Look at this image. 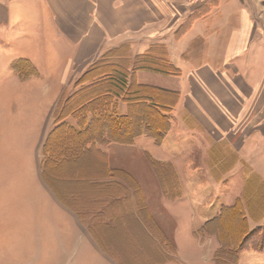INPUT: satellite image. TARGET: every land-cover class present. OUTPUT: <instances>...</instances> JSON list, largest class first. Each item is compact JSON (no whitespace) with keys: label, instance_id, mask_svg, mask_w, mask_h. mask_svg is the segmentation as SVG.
Segmentation results:
<instances>
[{"label":"rangeland","instance_id":"obj_1","mask_svg":"<svg viewBox=\"0 0 264 264\" xmlns=\"http://www.w3.org/2000/svg\"><path fill=\"white\" fill-rule=\"evenodd\" d=\"M201 1L203 0H191V6L197 4L198 10H204V5L199 6ZM244 1L251 15L255 9V23L259 29H264V0ZM209 3L215 4L214 6L218 4L217 0H210ZM35 4L34 8L37 10L31 8V16L22 17L15 34L0 38V264H53L58 259V251L48 248L44 237L31 236L33 229L44 232L48 223L45 218V201L49 202V197L44 189L49 190L76 215L80 224L92 234L103 257L110 263L229 264L220 260L217 255L222 245H230V234L240 224V214L228 211L212 225V234L203 233L202 227L207 219L219 212L221 206L232 205L237 199L243 202L247 211L254 210L253 215L260 214L264 217V127H261L259 136L245 138L246 142L239 150L236 147L240 146L237 142L241 141V136L236 143H228L226 140L215 143L217 137L214 135L182 126L177 119H173L172 130L163 146L155 144L151 137L143 136L140 140L142 146L156 156L168 158L156 160L148 155V159L157 163L155 167L164 174H161L162 178L151 162L143 158L146 166L156 173L160 193L166 200L163 202L160 199L159 202L165 216L162 217V222L150 212L141 182L134 176L123 171L116 174L100 173L90 154L76 161L59 164L44 153L43 147L48 135H40L39 130L47 109H52L50 122L55 126L54 115L57 116L61 107L69 103L67 97L81 87L79 81L94 64L104 57L107 61L115 62L128 58L133 66L137 55L133 52L129 35L123 33L114 37V33L104 30L82 33L77 25L91 24L93 18L90 16L62 17L61 22L69 27L67 33H62L56 16L48 11H40L43 8L40 7L43 5L40 0ZM175 5L182 11L187 8L183 4ZM162 6L159 5L160 8ZM159 18L150 16L145 31L138 30L131 37L139 39L156 28L166 30L168 26L164 28L162 25H167V20L156 23ZM187 18L184 20L185 26H181V32L188 26L189 17ZM76 41H79L78 46ZM203 47V43L197 42L192 51L199 55ZM68 56L74 57L68 66L67 74L70 78L52 84L58 78ZM20 57L30 59L44 77L52 74V80L44 78L43 82L34 83L37 80L35 76L19 79L11 63ZM159 64L158 62L157 65ZM115 67L117 64L112 65L111 69ZM140 72L159 74L152 70H138L135 74L136 83H140ZM45 82L48 87H52L53 94L50 96H42L39 92L46 87ZM152 83L140 84L156 86ZM62 86L65 89L58 94ZM31 90H36L37 93H30ZM173 115L182 121L180 112L176 111ZM254 115L261 117L264 110ZM248 130L252 129L247 128ZM248 152L251 155L249 158L246 155ZM164 165L172 166L175 174L176 169L181 170L184 173L183 180L190 181L195 186L196 191L190 192L193 202L191 214L185 202H181L178 208L172 191L169 194L165 192L167 189L164 185L169 184L167 180L168 176L171 178V173L167 172ZM36 174L38 180H35ZM100 178L105 182L109 181L108 187L114 189L111 194H124L126 188L133 192L143 225L138 220L121 223L116 219L114 223L101 224L99 215L104 217L111 195L109 192L95 193L98 188L92 185ZM169 203L174 204L171 206ZM174 212L180 213V216H176ZM248 217L250 229L253 230L250 244H264V218L255 222L251 214ZM33 219L36 223H32ZM240 228L244 230V224ZM192 233L195 238L190 241L188 236ZM52 242L50 241L51 244ZM240 252L239 260L233 264H264V250L248 246ZM81 260L80 264H100L98 259L90 258L88 254L82 256Z\"/></svg>","mask_w":264,"mask_h":264},{"label":"crops","instance_id":"obj_2","mask_svg":"<svg viewBox=\"0 0 264 264\" xmlns=\"http://www.w3.org/2000/svg\"><path fill=\"white\" fill-rule=\"evenodd\" d=\"M22 1L25 5L22 4ZM36 1L0 0V38L16 33L22 17L31 16V12H33L31 8H34V5L36 7ZM40 1L43 3L40 6L43 7L40 11H48L51 15H55L62 33L69 31L68 25L61 22L62 17L90 16L93 18L92 23L86 26L83 23L77 25L79 31L84 33L85 31L104 30L107 33H114V37L125 33L129 35L128 39L133 43L135 55L143 54L155 44H165L170 60L180 70V75H152L149 72H140L139 82L151 84L153 81L152 84L157 87L179 93L178 102L172 110L170 131L173 127V119H177L182 126L196 128L214 135L217 137L216 139L214 137L215 143H222L225 140L228 143H236L241 136L240 143L237 142L240 146L236 147V150L243 148L247 138L261 134L262 130L260 129L264 127V115L255 117L254 114H260L264 110V29H259L255 23V9L251 15L249 9L245 7L244 0H217L216 6L210 4V0H203L199 6L204 5V10H198L197 4L191 6V0ZM175 4H183L187 8L182 11ZM159 5H163L162 8ZM34 9L37 10V8ZM152 15L160 17L156 23L167 20V25H162L164 28L168 26L167 29L156 28L139 39L132 38L134 32L145 31L149 24L148 18ZM187 17H189L188 26L181 32V26H185L183 24ZM136 40L141 41L136 42ZM197 42L204 44L199 55L192 51ZM75 43L78 46L79 41ZM71 58L68 56L62 64L59 76L52 84H56L57 81H67L70 78L67 73ZM28 60L32 63L30 59ZM38 72L39 74L35 76L38 81L36 80L34 83H39L44 78L52 80V74L49 73L44 77L40 70ZM16 75L18 76V74ZM49 83L51 84V82ZM44 85H46L45 88L38 90L42 93L41 95L50 96L53 94L52 87H48L46 82ZM64 89L62 86L58 94ZM33 92L37 93L36 90H31L30 93ZM176 111L180 112L179 116L182 121L174 117L173 113L175 114ZM51 112L50 107L42 118L40 135L42 133L48 135L55 127L50 122ZM119 112L120 114L127 112L126 103L120 102ZM67 121L72 125L75 124L72 118H68ZM247 128L252 130L247 131ZM143 136L146 135L138 137L133 144L118 142L105 145L97 144L90 147L88 154L82 156L90 154L91 160L97 166L96 170L99 169L100 173L107 174L109 172L112 174L114 172L116 174L115 171H123L137 178L141 182L147 207L154 216L163 222L165 216L159 202L160 199L163 202L166 200L160 193L161 189L156 179V173L152 168L150 170L144 161L149 160L148 155L156 160H168V158L156 156L142 146L140 140ZM166 137L162 144H157L152 140L158 146H163ZM249 153H246L248 158L251 156ZM58 163L63 164L64 162L58 160ZM176 172L182 194L175 199V202H178V208H180L181 202H185L191 214L190 209L193 208V202L190 192L196 191L195 186L190 181L183 180L182 174L184 173L181 170L176 169ZM256 172L260 174L259 171ZM34 176L35 180L39 179L38 174ZM108 184L109 181L105 182L102 178L98 179L94 185L90 184L98 188L96 194L109 192L111 195L108 198L109 202L104 217L99 215L101 224L114 223L116 219L121 223L137 222L136 220H138L143 225L139 219L140 215L135 205L133 192L125 187L124 194H111L110 192L114 189L113 187L109 188ZM44 190L49 197V202L45 201V218L48 219L46 221L48 223L44 232L33 229L31 236L44 237L49 245L48 248H55V252H59H56L59 256L53 264H80L82 256L85 254H88L90 258L98 259L100 264H113L103 257L92 234L80 224L76 215L60 203L49 190ZM169 204L173 206L174 203ZM176 216L179 217L180 213H176ZM32 223H36L34 219ZM65 224H68L69 227H66ZM191 235V237L188 236L190 241L195 238L193 233ZM50 241H53L52 244ZM46 253L47 255L49 253L47 249Z\"/></svg>","mask_w":264,"mask_h":264},{"label":"trees","instance_id":"obj_3","mask_svg":"<svg viewBox=\"0 0 264 264\" xmlns=\"http://www.w3.org/2000/svg\"><path fill=\"white\" fill-rule=\"evenodd\" d=\"M121 61L123 62L120 63ZM121 61H107L104 57L85 73L79 81L81 87L67 97L69 103L66 106L62 104L57 116L54 115L55 127L48 134L43 147L44 153L50 155V159L71 161L86 154L90 147L97 144H133L142 135L162 144L171 129L172 110L178 102L179 93L136 83L135 74L138 70H152L163 75L179 76L180 70L172 63L166 45L162 43L155 44L143 54L137 55L133 66L128 58ZM158 62L160 66L157 65ZM146 63L151 65L146 66ZM114 64H117V67L112 70ZM11 67L22 80L38 75L37 68L26 58L15 59ZM120 102L127 104L125 114L119 112ZM68 118L74 119L75 124H70ZM151 164L161 177L162 171L155 167L157 163ZM164 166L172 178L168 176L170 180H167L168 185H164L167 189L165 192L169 194V191H172L173 197H180L182 188L174 168ZM228 211H237L241 221L238 227L231 231L230 245H222L217 257L233 264L239 260L240 251L248 246L255 250H264L262 242L256 245L249 242L253 230L250 229L248 216L251 214L255 222L264 217L260 214L253 215L254 210L247 211L243 202L237 199L232 205L221 206L215 216L205 221L202 232L206 235L212 234V225ZM243 224L245 229L241 230L240 226Z\"/></svg>","mask_w":264,"mask_h":264}]
</instances>
